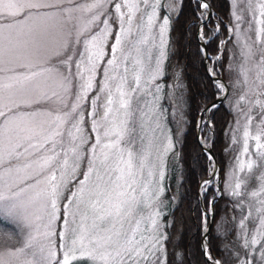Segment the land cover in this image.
I'll list each match as a JSON object with an SVG mask.
<instances>
[{
  "label": "snow or ice",
  "instance_id": "1",
  "mask_svg": "<svg viewBox=\"0 0 264 264\" xmlns=\"http://www.w3.org/2000/svg\"><path fill=\"white\" fill-rule=\"evenodd\" d=\"M148 2L90 0L81 4L72 0H0V73H12L6 79L0 78V235L7 238V246L0 251V264H72L73 260L85 258L92 264H140L141 260L144 264H161L155 254L163 251L164 237L154 238L151 246L144 242L143 235L137 238L141 220L136 218L139 201L135 187V155L122 146L131 134L128 125L132 94L140 87L137 74L133 76L135 87L130 92L125 91L127 61L133 59L134 64L139 61L132 57L133 48L124 54V45L135 35L133 22L141 11L140 5H148ZM252 2L246 0L249 5ZM158 6L159 0H154L152 11L147 15L149 28L158 20ZM201 7L207 9L209 5L202 3ZM258 7L260 16L264 17V0ZM240 19L237 15L236 20ZM257 23L261 25L256 32L259 48L254 51L245 43L241 53L246 62L256 61V77L250 80L243 66L240 74L247 93L253 97L249 102L252 107L261 109L258 113L261 128L252 138L256 141L259 158L264 160V143H261L264 136V19ZM168 25L167 17L159 23L162 41ZM113 27L117 31L113 32ZM139 30L137 26L135 31ZM110 36L114 43L110 45L111 58L106 62L109 67L102 70L103 84L89 100L95 108L99 93H105L103 115L97 119L93 111L92 126L86 132L82 102L89 99L87 94L94 87L96 70L104 58V45ZM143 42L140 40L137 44ZM119 54H124L125 75L117 77L110 72L113 67H120ZM160 57L153 80L163 74V49ZM117 79L115 92L119 107L114 108L116 101L111 82ZM217 84L225 89L220 82ZM74 88H78L74 103L70 108L65 106L67 110L63 113L50 112L45 120L39 118L42 114L37 111H19L20 103L32 105L52 100L63 103L61 92L67 94ZM18 93L27 94L29 98L18 103L15 99ZM247 99V95L241 94L237 105ZM251 111L249 108L248 112ZM252 120L248 115L245 153ZM66 123L71 124L67 146L61 131ZM91 131L97 135L95 142L89 145ZM101 133L106 143L101 142ZM257 166L256 161L249 160L246 165L241 164V170L246 167L251 172ZM163 175L161 171V179ZM261 180L264 181V175ZM240 188L241 184L236 183L231 194L239 197ZM261 194H264V183L259 190L250 193L252 197ZM259 203L261 207L256 209L260 213L259 226L250 243L261 245V258L255 264H264V201ZM159 215V212L152 214V229L157 227ZM57 221H62L60 231L56 230ZM68 235L72 238L65 242ZM57 236L61 240L59 250L55 243ZM248 246L249 241L245 239L244 247Z\"/></svg>",
  "mask_w": 264,
  "mask_h": 264
},
{
  "label": "trees",
  "instance_id": "2",
  "mask_svg": "<svg viewBox=\"0 0 264 264\" xmlns=\"http://www.w3.org/2000/svg\"><path fill=\"white\" fill-rule=\"evenodd\" d=\"M206 1L213 14L203 21L201 34L207 38L209 63L213 71L223 77L228 91L224 99L216 104L217 107L209 110L213 134L209 124L203 123L200 135L205 141L212 135L211 148L219 166L221 194L217 196L218 188L213 180L210 179L209 184L201 183L211 173L212 160L197 140L195 127L199 112L213 103L222 89L204 67L205 57L197 34L204 18L201 5L197 0H179V7L170 21V39L162 77V80L178 85L182 111L179 125L175 126L170 120L177 143V159L175 163L170 160L165 190L160 196L164 202L172 203L161 219L165 235V264H210L202 246V233L208 226L209 218L205 211L210 210L211 201L214 215L206 237L207 254L210 257L218 256L221 264H249V258L255 264L259 261L258 250L261 245H255L252 253L250 243L247 248L244 247L245 239H250L249 229L254 223L243 222L241 226L245 208L229 190L233 160L240 151L231 132L236 120L231 106V100L234 99L231 64L237 57L236 24L231 0ZM163 13L164 8L161 9ZM249 181L248 187L252 185L254 177ZM73 264L87 263L78 260Z\"/></svg>",
  "mask_w": 264,
  "mask_h": 264
},
{
  "label": "rangeland",
  "instance_id": "3",
  "mask_svg": "<svg viewBox=\"0 0 264 264\" xmlns=\"http://www.w3.org/2000/svg\"><path fill=\"white\" fill-rule=\"evenodd\" d=\"M72 2L85 4L90 2V0H72ZM260 2L261 0H253L252 4L249 5L246 3V0H236V3L234 4L233 0H231L232 13L234 14L233 18L236 24L235 51L237 53V57H235L231 64L234 77L232 83L234 87V99L231 100V106L234 108L233 111L235 113L236 119L231 132L233 139L239 144L240 151H238L235 160H233L231 168L232 172L230 173L229 190L232 192L235 189L236 183L239 182L241 184V188L239 190L241 195L238 198L240 199V203H243L242 207L244 206L245 208L243 222L248 223V221H253L254 223L249 229L250 239L247 238L249 243L252 237L256 235V228L259 226L260 213H258L256 209L261 207L259 201H264V194H261L258 197H252L250 193L252 191L259 190L261 183H264V181L261 180V176L264 175V160L259 158L256 149V141L252 138L257 135L261 128V120L258 117V113L261 111V109L259 107H252L251 103L249 102L251 99H253V97L251 93H247L245 85L242 83L243 76L240 74V69L241 66H243L248 70L249 79H255L257 71L255 68L256 61L252 60L246 62L241 53L244 51L243 45L245 43L251 45L254 51L260 46L257 42L256 35L257 29L261 27L257 21L264 19V17L260 16V9L258 7ZM153 3L154 0H149L148 5H140L141 11L137 14L133 22L135 35L129 41H126L124 45V54H127L130 48H133L134 50L132 51V57L139 61L138 64H134L133 59H129L127 61L129 69L127 72L128 86L125 88V91L130 92L131 88L135 87L133 76L137 74L140 76V87L136 93L132 94L131 107L129 109L131 118L128 125L131 134L125 138V141L122 145L125 149H130L135 155V187L136 196L139 201L138 207L136 209V218L141 220L140 232L138 233L137 238H139L140 235H143L146 238L144 242L149 244V246L154 243V238L158 236H165L161 219L162 216L170 210L172 203L164 202L160 196L165 190L170 160L175 163L177 159L175 153V146L177 143L175 142L173 134L174 132L171 130L170 120L174 122L175 126H177L180 124L182 119L181 100L179 93L180 90H178V85L176 83H168L166 80H162L165 69V60H167L166 57L168 52V42L170 39V21L172 14L176 12L177 8L179 7V0H159V6L157 8L158 20L151 28H149L147 23V15L152 11ZM66 6L70 5L66 4ZM105 7H107V5ZM162 8H164L163 14H161ZM204 14L205 12L201 7V15L203 16ZM77 15H80V13H77ZM237 15L241 17L239 21L236 20ZM164 17L169 19V25L162 41L159 33V23ZM137 26H139V32L135 31ZM100 27H103V25ZM114 28L115 27L112 28V31H117V29L115 28L114 30ZM229 30L231 31V28H229ZM140 40H144L145 42L137 44V41ZM113 43L114 38L111 36L108 37L107 43L104 45V58L103 60L99 61V67L96 70L94 87L87 94L89 99L82 102V111L84 113L83 118L85 121L84 128L86 132H88L92 126L93 116L91 113L96 111L97 119L103 115V108L106 100L105 93H99L100 99L96 101L95 108L90 105L89 100L94 97V94H96L97 87H100L103 84L104 76L102 75V70L109 67L106 62L111 58L110 45ZM162 49L165 53V57L162 59L163 74L157 76V78L153 80L152 76L154 75V70L157 67V61L161 59L160 52ZM124 54H119L118 63L120 67H113L110 72L111 75H116L117 77L125 75L123 72L125 64ZM214 74L216 75L218 73ZM10 75H12V73H0V78L6 79ZM237 80H240L241 83L237 84ZM117 83H119L118 79L111 82L113 98L114 101H116L113 105L114 108L119 107V97L115 92V84ZM157 86H159V90H157ZM56 90L59 91V89ZM76 92H78V88H74L72 92L67 94L61 92V99L63 103L56 100L42 101L39 104L32 105L20 103L19 111L21 113L37 111L42 114L39 118L46 120L49 118L48 113L51 112L53 115H55L57 113H63L67 110V108H70L71 104L74 103V96ZM241 94L247 95L249 99L241 101L239 105H237V101L239 100V96ZM28 98V95L24 93H18L15 97L18 103ZM65 106H67V108ZM249 108H252L251 112H248ZM122 113L123 110H121V115ZM248 115H251L253 120L249 127L250 136L247 138L248 152L245 153L244 131L247 125ZM70 129V123H66L61 126V131L64 133L65 146H67L69 143L68 133ZM89 135L92 137V139L89 141L90 145L91 143L95 142L97 133L91 131L89 132ZM101 137V142L106 143L107 141L103 138L102 133ZM201 141L202 143H208V141H205L203 138H201ZM261 143H264V136L261 138ZM124 155L126 159V152ZM249 160L256 161L258 166L254 167L251 172H249L246 167L241 170V164L246 165ZM141 161H143L142 169ZM161 171L164 173L162 179L160 177ZM212 177L216 183L217 175H213ZM252 177H254V181L252 182V185L248 187V183L250 182L249 179ZM217 193L219 194L218 190ZM154 212H159L160 215L158 217L157 227L152 229L150 218ZM250 212L251 215H249ZM245 217H247V219H245ZM78 222L79 216H77V223ZM246 225L248 226V224ZM62 227V221H57L56 230L60 231ZM125 227H128V225H125ZM71 238V235H68L65 242L70 241ZM6 240L7 238L5 236L0 235V251H2L4 247L7 246ZM55 243L57 249L59 250L61 240L58 236L55 238ZM157 247H159V245ZM250 247V252H254L253 250L255 245H251ZM258 254L260 261L261 248L258 250ZM155 255L159 258L161 264H165L164 244L163 251H157ZM206 256L212 259V261L218 259V256L215 255L213 257L208 255ZM78 260L86 262L87 264H92V262L87 258L73 260L72 264ZM140 264H144V261L141 260Z\"/></svg>",
  "mask_w": 264,
  "mask_h": 264
},
{
  "label": "water",
  "instance_id": "4",
  "mask_svg": "<svg viewBox=\"0 0 264 264\" xmlns=\"http://www.w3.org/2000/svg\"><path fill=\"white\" fill-rule=\"evenodd\" d=\"M201 4L204 2V3H207L208 4V2L206 1V0H198ZM209 5V4H208ZM206 14V16H205V19L204 20H208L209 18H210V16H212L211 14H212V11H211V7H210V5H209V7L207 8V12L205 13ZM202 23L203 22H201L200 24H199V28H198V40H199V43H200V45H201V47H202V51H203V55H204V67H205V69H206V71L209 73V76L211 77V78H213L212 80L214 81V82H220L221 84H223L224 86H225V89H223V92H222V94L221 95H218L217 96V98H216V100H214V102L213 103H210V104H208L204 109H203V111H200L199 112V117L200 118H202V116L203 115H205V122L208 124V123H210V118H209V109H211L212 108V106L213 105H216L218 102H220V101H222V99H224V96L227 94V90H228V85L226 84V82L224 81V79H223V77H221V76H219V75H213L212 73H211V67H210V65H209V57H208V55H207V48H206V40L207 39H202L203 37H201V25H202ZM211 130H212V128H211ZM196 137H197V140L199 141V143L202 145V148L204 149V151L205 152H208L207 154L208 155H210V157H211V159H212V163H213V168H212V172L214 173V174H216V173H218L217 171H218V162L216 161V158H215V156H214V151H212V148H211V139H212V137H210L209 138V140H208V144H207V146H205V145H203V143H202V141H201V137H200V131H199V127L197 126L196 127ZM212 134H213V131H212ZM212 173V174H213ZM210 177H211V174H210V176L206 179V180H208V179H210ZM218 179H219V177H218ZM218 187H219V185H218ZM200 201H202V197L199 199ZM207 214V216H208V218H209V223H208V225L209 226H207V229L203 232V240H202V243H203V246L204 245H206L207 246V240H206V236H207V233H208V231H209V229H210V227L212 226L211 224H212V216L214 215L213 214V208H211V210H210V212H207L206 213ZM204 251H205V248H204ZM219 261V260H218ZM209 262L211 263V264H217V261L216 260H214V261H212V260H210L209 259ZM220 262V261H219ZM220 264H221V262H220Z\"/></svg>",
  "mask_w": 264,
  "mask_h": 264
},
{
  "label": "bare ground",
  "instance_id": "5",
  "mask_svg": "<svg viewBox=\"0 0 264 264\" xmlns=\"http://www.w3.org/2000/svg\"><path fill=\"white\" fill-rule=\"evenodd\" d=\"M204 3V2H203ZM204 11L206 10L205 8H202ZM213 75H214V73H213V71L211 72ZM203 121L204 120H199V122H198V126L199 127H201L202 126V124H203ZM205 145H207L205 142H203Z\"/></svg>",
  "mask_w": 264,
  "mask_h": 264
}]
</instances>
